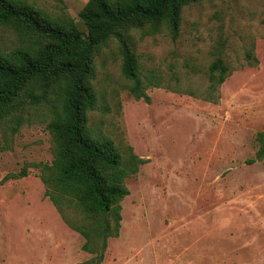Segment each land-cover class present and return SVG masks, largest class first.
Segmentation results:
<instances>
[{"label": "rangeland", "instance_id": "1", "mask_svg": "<svg viewBox=\"0 0 264 264\" xmlns=\"http://www.w3.org/2000/svg\"><path fill=\"white\" fill-rule=\"evenodd\" d=\"M28 1L86 32L78 15L88 0ZM19 40L0 27L4 52ZM115 41L94 59L90 126L147 163L125 180L119 236L108 239L101 264H264V160L247 163L264 133V0L189 5L175 40L165 29L132 32L142 73L162 84L146 90L148 103L128 95ZM218 54L230 74L210 95ZM22 117L15 133L10 120L0 124V264H88L83 238L48 201L33 166L53 159L49 110L26 106Z\"/></svg>", "mask_w": 264, "mask_h": 264}, {"label": "trees", "instance_id": "2", "mask_svg": "<svg viewBox=\"0 0 264 264\" xmlns=\"http://www.w3.org/2000/svg\"><path fill=\"white\" fill-rule=\"evenodd\" d=\"M203 1L88 0L78 15L84 33L72 19L52 18L28 0H0V27L22 42L9 52L0 48V124L10 120L15 133L26 106L48 108L53 159L50 165L33 166L40 168L48 201L83 238L81 249L93 256L88 264H101L108 239L119 236L120 203L129 194L125 180L147 163L129 146L120 149L90 126L89 115L98 102L95 56L108 41L116 40L128 95L148 103L146 90L162 84L155 73H142L131 33L153 36L165 29L175 40L182 10ZM245 61L257 64L251 51ZM229 74L218 54L208 67L206 93H214ZM256 142L248 164L264 160V133L256 135Z\"/></svg>", "mask_w": 264, "mask_h": 264}]
</instances>
